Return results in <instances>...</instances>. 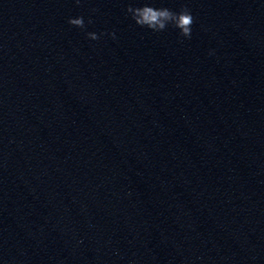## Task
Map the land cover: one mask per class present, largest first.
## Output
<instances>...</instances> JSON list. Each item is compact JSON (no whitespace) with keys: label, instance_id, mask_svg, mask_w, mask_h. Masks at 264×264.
<instances>
[{"label":"water","instance_id":"95a60500","mask_svg":"<svg viewBox=\"0 0 264 264\" xmlns=\"http://www.w3.org/2000/svg\"><path fill=\"white\" fill-rule=\"evenodd\" d=\"M0 264H264V0H0Z\"/></svg>","mask_w":264,"mask_h":264},{"label":"clouds","instance_id":"9594fccd","mask_svg":"<svg viewBox=\"0 0 264 264\" xmlns=\"http://www.w3.org/2000/svg\"><path fill=\"white\" fill-rule=\"evenodd\" d=\"M77 4L80 0H75ZM95 11V10H93ZM126 12L131 16V19L135 24L141 28H147L152 32L159 33L165 31L167 28L172 27L177 29L179 35L184 39H191L192 25L194 24V17L191 10L187 6H182L179 11H174L167 7H154L149 3H145L143 6H132L129 4L126 8ZM68 23L72 26L85 29V21L83 17L69 18ZM88 23L91 24L92 20L89 19ZM95 32H86V36L90 40H99L101 36ZM113 39H115V33H108ZM211 55V52L209 53Z\"/></svg>","mask_w":264,"mask_h":264}]
</instances>
